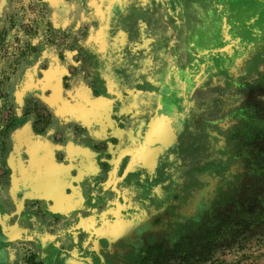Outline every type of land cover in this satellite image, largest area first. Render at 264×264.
Wrapping results in <instances>:
<instances>
[{
    "label": "rangeland",
    "instance_id": "obj_1",
    "mask_svg": "<svg viewBox=\"0 0 264 264\" xmlns=\"http://www.w3.org/2000/svg\"><path fill=\"white\" fill-rule=\"evenodd\" d=\"M77 88L107 105L106 114L97 112L88 123L113 122L122 131L136 113L124 103L148 100L140 102L143 121L167 128L170 147L151 171L116 178L118 191L135 186L146 199L145 247L170 253L186 239V251L202 262L183 264H264V0H0V169L13 153L9 138L26 130L54 145L58 162L66 163L68 123L55 105ZM16 93L24 99L19 109ZM71 112L88 120L78 108ZM76 123L69 125L77 135ZM168 157L178 186L167 176ZM109 164L102 162L104 172ZM1 177L0 171V187ZM31 196L49 211V193ZM108 203L113 199L91 200V215L102 217ZM180 205L182 219L173 208ZM66 213L59 211L55 223L66 219L74 227L91 217ZM100 217L90 232L73 228L63 236L61 228L49 241L54 250L41 257L24 245L21 256L0 257V264H141L142 253L132 257L123 246L121 257L109 261L113 243L93 232L105 221ZM212 231L216 242L204 243ZM146 258L147 264H182L157 252Z\"/></svg>",
    "mask_w": 264,
    "mask_h": 264
},
{
    "label": "crops",
    "instance_id": "obj_2",
    "mask_svg": "<svg viewBox=\"0 0 264 264\" xmlns=\"http://www.w3.org/2000/svg\"><path fill=\"white\" fill-rule=\"evenodd\" d=\"M78 89L79 88L70 91L69 95H67V99H65L66 101L62 100L55 105L57 110H60L61 116L65 112L64 110H66V108L68 110L70 106L71 108L75 107L78 108V110H82L84 114L91 115V113H93V116L97 112L101 114L106 113L107 105L105 102L93 100L92 96L89 100V97L87 99L86 93L82 91V94ZM17 95L18 93L15 94L14 101L17 109H19L23 105L24 99L22 96L18 97ZM141 103L145 105L146 103L151 104L148 100L141 101ZM89 118L93 119L94 117L91 118V116H89L88 120H85L86 118L83 120H75L76 122H83L78 123L81 124L80 127L77 125L81 129L80 133H77V135L74 134L75 125H69V123H75L74 120H65L68 123V125H66L68 137H66L65 143V145L67 144V151H64V153L73 160H81L83 158L85 161H90V165L84 163V170L89 174H91L90 166L93 165L91 164V160L95 159L92 152L94 147H106V149H102V151L99 149V152L101 151L103 154L102 162L105 160L110 161L108 171H110V176L113 175V178L120 177V174L124 171L126 173H124L123 176L126 177L129 171H139V168H148V166L153 163L154 155L160 153L164 148L163 146L154 147L144 143L140 144L136 140L132 141L133 139L131 137H127L126 134L124 135L126 129L120 131L117 128H112L111 126L113 123H106L105 121H91L88 123ZM15 138L16 147L18 146V155H10L6 160L10 176L7 178L8 185L5 187V192L0 194V257L18 258L21 256L20 251H23L22 246L24 245L30 247L32 251L39 254L38 256L41 257L40 254H43L45 251L54 250L52 245L49 246V241L53 242L56 240L60 234V229L63 227L65 228L63 232L64 236L67 232V226L71 225V222H68L66 219L58 224L55 223L54 216L58 217L59 211H65V213L67 212L66 214H70L74 218L76 216L89 217L92 214L90 212L91 205L89 204L92 200L91 188L88 186V183V185L83 187L84 189L81 188L78 192L81 200L78 203L77 209L80 210L81 213L76 215L74 211L77 209L66 206V204L70 202L71 195H67V193H64L62 190L60 191L58 184H55L56 180L54 183L51 179V182L48 184L50 186L47 192L50 196L48 200L45 201V207H48L49 211H45L42 207L43 202L38 203L36 200H39V198L31 196V194L40 192L42 186H44L38 178L40 175L38 173L35 174L34 170L29 171V165L31 167L32 159L21 152L22 147L32 146L37 139L34 136H28V130L18 133ZM130 141L134 144V152H132L133 145L130 146ZM85 145L88 146L85 147ZM57 165L62 166L59 163H57ZM48 168L53 169L54 167L50 164ZM59 170L60 168L57 167L55 171L56 174H54L53 178L61 176L62 172L60 173ZM84 172L85 171H83V173L81 172V176L86 179L87 175ZM115 182L116 181H110L109 185L107 184L105 188L106 195L104 196L105 198L103 197V202H107L110 199L127 200V197L117 193L118 191H116V188L119 182ZM27 183L30 187L27 186ZM37 184H40V187L37 188ZM22 186H24V188H22ZM110 188L112 189L111 192H109ZM76 202L77 201L74 203ZM37 204L42 208L38 209L35 207ZM109 206H111L110 203L107 204L106 208ZM41 212H45L46 215L44 216ZM69 232H72V230H69ZM106 233L108 237L116 240L121 236L129 237L134 235L135 227L128 230V228H122L120 224H117L111 228H107ZM5 263L10 264L7 260Z\"/></svg>",
    "mask_w": 264,
    "mask_h": 264
},
{
    "label": "flooded vegetation",
    "instance_id": "obj_3",
    "mask_svg": "<svg viewBox=\"0 0 264 264\" xmlns=\"http://www.w3.org/2000/svg\"><path fill=\"white\" fill-rule=\"evenodd\" d=\"M140 100H132L130 102L124 103L123 107H125V109L127 110L128 108L130 110H136L135 114H131V119L130 122L127 123L124 127V129H126V132H124V135L126 134L127 137H131L132 141L136 140L138 141L140 144L144 143L148 146H154V147H164L160 153H156L154 155V160L153 163L150 164L148 166V170L151 171L150 169H152L154 162L156 161V159L160 156H163L166 153V148L170 147L166 145V141L164 138V133H168L167 132V128L165 126H159L157 128V130L153 127V123L148 122L146 123V121H143L144 118V111L142 108V104L140 103ZM146 105H150L149 103H146ZM122 107V108H123ZM137 109H138V114H137ZM151 109V107H150ZM129 110V111H130ZM64 114L66 115V120H75L77 119L76 117L73 116L72 114V108L71 106L69 107V109L64 110ZM122 111V109H121ZM80 112V111H79ZM78 111L76 113H79ZM148 114V110L146 111ZM151 112V111H150ZM106 114V113H104ZM119 114H121L119 112ZM91 118H93V113H91ZM87 116V117H89ZM84 118H82L81 120H83ZM153 121V120H152ZM76 123V121H74ZM74 123V124H75ZM113 123V122H112ZM159 124V122H156ZM78 124V123H76ZM110 124V123H109ZM79 125V124H78ZM125 137V136H124ZM16 138H9L8 140V147L9 150L11 152H13L10 155H18V146L16 147ZM163 139V142H159V140ZM67 145V144H66ZM65 145V151H67V147ZM132 146V152H134L135 147L133 142L130 141V146ZM86 147V146H85ZM12 148V149H11ZM90 149V148H89ZM93 149V148H92ZM131 149V147H130ZM154 149V148H153ZM175 149V147H174ZM54 150V145H50L47 144L46 142H38L36 141L32 146L29 147H22L21 152L22 154L26 155L27 157H29L30 159H32L31 161V167L29 165V171L34 170L35 174H39L40 176L38 177L41 181V183L44 182V186H42L41 191L39 193H46L48 192L49 186L48 185L52 181L55 184H58L60 191L62 189L61 186H64L66 181L69 183L68 184V188L69 191L66 192L67 195H71L70 198V202L66 204V206H69L71 208L74 207V209L78 208V203L81 200L80 199V195H79V191L82 189H84L83 187H85V185H88L89 183V187H91V199L95 200H103L106 195V191L105 188L107 187V184L109 185L110 181H116L115 183H117L118 181L116 180V178H113V175L110 176L109 172H104L103 170V165H102V157H101V151L99 152V150L94 147V149L92 150L94 158L91 160V174H89L86 170H84V163H88L90 165V161H85L83 158L80 159H71L67 154H65V160L66 163L62 166H58L57 163L58 162V155L60 154L59 152H53ZM10 155H7V157H4V162H6V168L7 167V159ZM168 162V167H167V176L169 177V180L171 179V183L173 184V179L175 176V172L169 173V165H170V161H172L173 159H169V157L166 159ZM57 162V163H56ZM50 164L53 165V169L48 168L50 166ZM60 164V163H59ZM3 166L1 167L2 169H0L1 174H2V183H1V187L4 188L5 183L7 182V178L8 176H10L9 174H6V168L4 166V164H2ZM61 165V164H60ZM94 166V167H93ZM57 167L60 168L59 172L61 174L60 177L56 178L54 176L55 171L57 170ZM141 170V168H139ZM138 169V170H139ZM9 170V169H8ZM139 170V171H140ZM83 171H85L84 173L87 175V178L84 179L82 175ZM82 172V173H81ZM45 175L46 178L44 179ZM178 175V177L180 178L179 174H176V176ZM51 176V178H50ZM141 175H139L137 178H139ZM42 178V179H41ZM77 178V179H74ZM27 180V179H26ZM181 179L179 180H175V183L173 186H178L177 183H180ZM82 181V182H81ZM39 182V183H40ZM84 183V184H83ZM179 184V185H180ZM135 185L137 186L138 184L135 183ZM27 186H29V184L27 183ZM37 188L40 187V184L36 185ZM48 186V188H47ZM114 186V184H113ZM0 187V194L3 193L2 189ZM56 187V186H55ZM22 188H24V186H22ZM47 188V189H46ZM116 188V187H115ZM118 188V187H117ZM116 188V191H118ZM130 188V189H129ZM128 189L125 188V191H121L119 190L117 193L120 195H123L125 197H127L126 201H121L119 199H115L113 200V203L111 206H109L108 208L105 209V211L102 214V217L104 218L102 221L100 222V224L97 226L95 223L93 229H94V234L96 237H100V235H104L105 241H108V243H113V245L109 246L108 249H106V253L108 255L109 261L113 262V259L115 258H120L121 256L118 255V249L120 247H129L130 248V255L132 257H136L138 254H140V252L142 253L143 257L140 261V263L142 264L143 259L148 257V254L150 252L152 253H156L154 251H157V249H159V247H161L160 245H156V246H148L145 247V241H144V235L147 234V232L150 231V220H144V213H143V208L144 205L146 204V199L142 198L144 196H141L140 194L141 191L139 188H136L135 186L129 187ZM113 189V187H112ZM112 189L110 188L109 192L112 191ZM114 192V191H113ZM115 193V192H114ZM104 197V198H103ZM160 198V196H155L154 198ZM75 201H77L76 203H74ZM155 203V201H154ZM127 205V206H126ZM183 205L178 206V208L176 206H174V210L179 214L180 218L182 219L183 214H185V208L182 207ZM129 207V209H128ZM149 207V206H148ZM175 212V214H177ZM101 215L99 214H93L91 215V217L87 220H82L77 222L76 225H74V227H72V225L67 226V230H76V228H83L84 230H88L90 232L89 229H91L92 227V221H97L99 219ZM102 217H100L102 219ZM178 218L179 221H181V219ZM117 224H120V226L122 228H128V230L132 229V227H135V234L129 237H119L118 239H113L108 237L107 233H106V229L107 228H111ZM168 224H164V227H167ZM74 228V229H73ZM87 242H89V240L91 241L90 236L87 238ZM184 239H181L179 242L183 241ZM186 240V239H185ZM85 243V245H88V243ZM103 242V241H102ZM117 243V244H114ZM178 244V243H177ZM83 247V246H82ZM93 247L91 246L89 249L90 251L93 250ZM95 252V249L93 250ZM97 251V250H96ZM124 259V258H123ZM128 261H125V263H127ZM80 264H87V263H83L80 262Z\"/></svg>",
    "mask_w": 264,
    "mask_h": 264
},
{
    "label": "trees",
    "instance_id": "obj_4",
    "mask_svg": "<svg viewBox=\"0 0 264 264\" xmlns=\"http://www.w3.org/2000/svg\"><path fill=\"white\" fill-rule=\"evenodd\" d=\"M263 153H264V151H263ZM261 162L264 163V159H261ZM213 234H217V232L212 231V234L210 232V236L208 237V239L206 238V241L204 243H206V242L207 243H214V242H216V240L213 239ZM185 241H187V240H183V241H181V242H179L178 244L175 245V248L178 249L179 251H172L170 253H164V251H162V249L159 248V249H157V251H154V252H157L160 256H163V257H170L169 259H175V258H177V259L180 260V263H182V264L184 262H190V261L197 260L199 257L195 253L193 254V253H190L189 251L188 252L186 251V247H185L186 244L184 243ZM208 241H210V242H208ZM152 254H154V253L150 252L148 254V256H151ZM201 260L202 259L199 258L197 260V263L198 262H202ZM147 263H148L147 262V258H144L142 264H147Z\"/></svg>",
    "mask_w": 264,
    "mask_h": 264
}]
</instances>
